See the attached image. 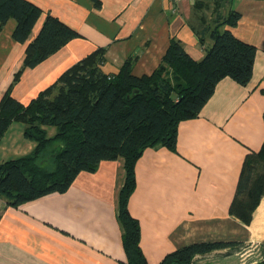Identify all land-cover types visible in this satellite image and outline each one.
<instances>
[{
	"label": "crops",
	"instance_id": "1",
	"mask_svg": "<svg viewBox=\"0 0 264 264\" xmlns=\"http://www.w3.org/2000/svg\"><path fill=\"white\" fill-rule=\"evenodd\" d=\"M27 1L41 16L26 43L12 39L13 19L0 27V99L46 16L78 37L37 66L22 69L11 95L23 105L97 50L103 51L100 70L106 75L116 74L128 60L132 75H150L171 38L200 60L211 42L204 33L201 45L197 31L215 21L212 0H99L97 7L91 0ZM231 9L241 16L231 31L256 48L249 83L220 80L200 114L178 125L174 151L147 148L135 164L127 208L139 223V246L148 264H158L181 247L209 242L238 244L214 252L235 255L243 248L240 264L264 260V196L248 224L231 212L244 159L264 143V0H227L224 13ZM33 148L23 125L13 123L0 140V163ZM125 175L119 157L100 162L92 173L80 172L64 193L16 206L0 198V264H126L118 219Z\"/></svg>",
	"mask_w": 264,
	"mask_h": 264
},
{
	"label": "trees",
	"instance_id": "2",
	"mask_svg": "<svg viewBox=\"0 0 264 264\" xmlns=\"http://www.w3.org/2000/svg\"><path fill=\"white\" fill-rule=\"evenodd\" d=\"M91 1L99 6V0ZM213 5V26L203 24L197 31L201 45L206 33L211 42L202 59L194 60L179 40L171 38L150 75H132L129 60L116 74L106 75L100 70L103 51L97 50L23 105L11 95L22 69L37 66L78 37L58 19L46 16L37 35L26 44L22 68L0 99V140L18 122L23 125L24 138L34 144L29 154L0 163V198L6 205L64 193L80 172L92 173L100 162L121 157L126 175L119 193L118 219L126 264H148L139 246V223L127 208L135 188L136 161L147 148L174 151L178 125L200 114L220 80L229 78L246 86L252 77L256 48L231 31L240 14L232 9L224 13L227 0H212ZM40 16L41 10L27 0H0V27L13 19L16 43L27 42ZM48 128L54 129L52 135ZM263 196L264 143L244 159L231 212L248 224ZM236 245L194 243L165 255L158 264H192L196 256Z\"/></svg>",
	"mask_w": 264,
	"mask_h": 264
},
{
	"label": "rangeland",
	"instance_id": "3",
	"mask_svg": "<svg viewBox=\"0 0 264 264\" xmlns=\"http://www.w3.org/2000/svg\"><path fill=\"white\" fill-rule=\"evenodd\" d=\"M13 123L20 124L18 122H13ZM51 130L54 132V129H51ZM50 133L51 132L48 131V134ZM244 252H245V249L243 248H238L235 252V255H230L228 251L213 252L210 254L203 255L202 257L194 260L192 264H230V260H234V259H235L236 264H240L241 263L240 259L241 257L244 256L243 255Z\"/></svg>",
	"mask_w": 264,
	"mask_h": 264
},
{
	"label": "water",
	"instance_id": "4",
	"mask_svg": "<svg viewBox=\"0 0 264 264\" xmlns=\"http://www.w3.org/2000/svg\"><path fill=\"white\" fill-rule=\"evenodd\" d=\"M60 150V146L56 147L55 150H54V154H57Z\"/></svg>",
	"mask_w": 264,
	"mask_h": 264
},
{
	"label": "built area",
	"instance_id": "5",
	"mask_svg": "<svg viewBox=\"0 0 264 264\" xmlns=\"http://www.w3.org/2000/svg\"><path fill=\"white\" fill-rule=\"evenodd\" d=\"M172 2H178V1H181V0H170ZM0 202H1V199H0Z\"/></svg>",
	"mask_w": 264,
	"mask_h": 264
}]
</instances>
